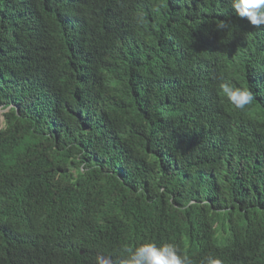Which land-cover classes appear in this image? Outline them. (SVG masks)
I'll return each instance as SVG.
<instances>
[{
    "label": "trees",
    "instance_id": "1",
    "mask_svg": "<svg viewBox=\"0 0 264 264\" xmlns=\"http://www.w3.org/2000/svg\"><path fill=\"white\" fill-rule=\"evenodd\" d=\"M0 111V264H264V26L229 0H0Z\"/></svg>",
    "mask_w": 264,
    "mask_h": 264
},
{
    "label": "clouds",
    "instance_id": "2",
    "mask_svg": "<svg viewBox=\"0 0 264 264\" xmlns=\"http://www.w3.org/2000/svg\"><path fill=\"white\" fill-rule=\"evenodd\" d=\"M230 6L236 14L247 19L257 29L264 26V0H229ZM140 23L144 17H139ZM220 28L226 27L222 22ZM222 98L226 99L235 109L245 110L255 101V94L249 88L234 85L228 79H221L217 85ZM121 264H193L192 258L186 252H182L174 242H165L157 245L155 242L130 244L124 249ZM100 264H112L107 255L96 256ZM94 263V262H93ZM206 264H224L218 257L207 258Z\"/></svg>",
    "mask_w": 264,
    "mask_h": 264
},
{
    "label": "rangeland",
    "instance_id": "3",
    "mask_svg": "<svg viewBox=\"0 0 264 264\" xmlns=\"http://www.w3.org/2000/svg\"><path fill=\"white\" fill-rule=\"evenodd\" d=\"M2 113L3 112L0 111V130L3 128V116H2Z\"/></svg>",
    "mask_w": 264,
    "mask_h": 264
}]
</instances>
